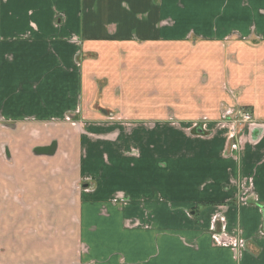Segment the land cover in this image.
I'll use <instances>...</instances> for the list:
<instances>
[{"label": "crops", "instance_id": "crops-1", "mask_svg": "<svg viewBox=\"0 0 264 264\" xmlns=\"http://www.w3.org/2000/svg\"><path fill=\"white\" fill-rule=\"evenodd\" d=\"M193 38L264 44V0H0V264H264L262 86L254 121L204 127L241 160L164 124L131 153L145 126L66 105L84 51Z\"/></svg>", "mask_w": 264, "mask_h": 264}, {"label": "rangeland", "instance_id": "rangeland-1", "mask_svg": "<svg viewBox=\"0 0 264 264\" xmlns=\"http://www.w3.org/2000/svg\"><path fill=\"white\" fill-rule=\"evenodd\" d=\"M247 40L220 44L193 38L179 44H106L84 51L78 59L83 94L70 98L66 105L85 114L95 111L108 116L111 124L124 126L125 132L145 126L147 129H138L132 137L131 153L138 148L137 142L143 141L138 135L145 132L143 143L148 157L159 152L162 145L154 141L162 133L154 136L153 128L164 124L178 128L179 133L183 128L197 138L215 139L216 144L225 146L223 158L241 160V154L237 157L231 149L228 151L233 138L219 131L220 139L204 127L212 121L219 130L230 122L239 130L254 121L252 115L259 105L252 100L257 99L261 86L264 89V44ZM56 101L61 100L53 98L52 109L58 107ZM247 112L250 120L242 118ZM90 115L80 117L81 121L99 125V120L95 122ZM186 121L193 122V126L184 127ZM167 128L157 130L164 132Z\"/></svg>", "mask_w": 264, "mask_h": 264}, {"label": "built area", "instance_id": "built-area-1", "mask_svg": "<svg viewBox=\"0 0 264 264\" xmlns=\"http://www.w3.org/2000/svg\"><path fill=\"white\" fill-rule=\"evenodd\" d=\"M244 120H250V115L248 113L243 114L242 117Z\"/></svg>", "mask_w": 264, "mask_h": 264}]
</instances>
